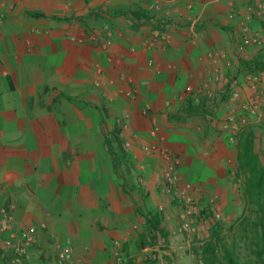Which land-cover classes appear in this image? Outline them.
Segmentation results:
<instances>
[{
  "label": "crops",
  "instance_id": "obj_1",
  "mask_svg": "<svg viewBox=\"0 0 264 264\" xmlns=\"http://www.w3.org/2000/svg\"><path fill=\"white\" fill-rule=\"evenodd\" d=\"M154 1L0 0V194L12 208L14 231L31 230L36 248L55 250L63 235L77 247L74 231L80 230L92 250V219L99 213L93 207L112 200L111 189L125 194L104 130L92 151L82 147L89 121L102 119L101 107L86 99L90 75L112 67L110 76L132 77L136 91L130 92L138 96L131 110L123 103L118 110L129 121H162L165 97L179 114L204 78L207 91L218 89L224 78L210 77L216 71L224 77L238 64L227 14L242 0H160L152 15ZM133 7L146 10L151 22L133 25ZM58 121L85 125L88 133L77 137L80 154L67 144L59 148Z\"/></svg>",
  "mask_w": 264,
  "mask_h": 264
},
{
  "label": "rangeland",
  "instance_id": "obj_2",
  "mask_svg": "<svg viewBox=\"0 0 264 264\" xmlns=\"http://www.w3.org/2000/svg\"><path fill=\"white\" fill-rule=\"evenodd\" d=\"M261 54H264V49L260 52L257 48L250 49L240 57L234 53L238 64L222 77L226 84L233 78L241 79L245 74L261 75V87L255 94L247 86L237 83L243 88L246 98L258 96L260 108L255 117L239 116V128L233 144L228 141L224 122L236 103L230 98L220 99L223 85L211 89L215 97L208 99L204 96L208 89L204 78L194 89L193 104L189 105L188 110L172 113L169 110L172 106H165V97L160 111L162 121H129L116 105L123 103L131 110L129 105L134 101V96H138L137 93L134 96L131 93L135 90L133 78L110 76L113 74L112 67H108L110 72L105 74L101 70V74L90 75L89 83L83 85L90 92L86 99L91 104L108 108L112 120L109 118L106 121L107 132L113 127L120 131L113 144L125 194L120 190L119 196L116 190L111 189L115 197L109 201L102 198L101 205L93 207L99 213L92 219L93 225L97 223L93 232L95 237L89 240L92 250L82 238L85 231L78 230L74 231L77 247L72 237L63 235L57 240L59 246L55 250H45L42 246L36 248L38 262L53 264L59 248L71 240L70 264H118V256L122 258L121 264H128L129 260L134 264H203L199 251L212 231L221 230L224 237L231 238L234 226L245 208L244 179L236 171L238 140L252 136L256 153L264 160V72L254 64L250 67L241 66L239 60L251 62ZM109 64L113 62L109 61ZM81 87L74 85L75 89ZM167 116L171 121H164ZM89 122L90 138L88 142L82 143V147L92 151L99 145L98 140L103 138L104 127L100 121ZM136 127H140V130ZM85 129L81 121H58L59 148L61 144L63 147L67 144L68 151L80 154L78 151L83 149L77 137L86 135L88 131ZM70 135L73 141L69 140ZM82 162L81 159H75L78 167H82ZM169 169L175 172L172 193L165 188V174ZM181 192L186 194V199H178L177 195ZM5 204L7 202L0 194V207ZM8 207L13 214L10 204ZM136 207L161 215L162 226L168 235L167 243L159 239L156 244L143 250L137 247L138 237L143 233L145 224L144 219L135 214ZM254 211L255 207L250 205L246 213L254 215ZM184 223H188L187 229ZM98 240L107 242L101 248ZM0 255H6L2 248Z\"/></svg>",
  "mask_w": 264,
  "mask_h": 264
},
{
  "label": "trees",
  "instance_id": "obj_3",
  "mask_svg": "<svg viewBox=\"0 0 264 264\" xmlns=\"http://www.w3.org/2000/svg\"><path fill=\"white\" fill-rule=\"evenodd\" d=\"M129 15L133 25L147 24L152 20V16L141 7H133ZM239 64L244 67H250L254 64L264 72V54L257 56L251 62L239 60ZM184 103L187 107H184L183 110L186 111L189 105L193 104V99L187 98ZM100 112L106 150L118 164L113 143L120 131L117 127H113L110 132H107L108 109L101 106ZM236 171L237 175L244 179L245 208L243 214L236 222L231 238L224 237L221 230L212 231L199 251V257L203 264H264V160L256 153L252 136L242 137L237 142ZM250 205L255 207L254 213L252 212L254 215L246 213ZM134 212L144 219L145 224L144 231L137 240V247L140 250L156 244L159 239L168 242V235L162 226V218L159 213L144 211L140 207H136ZM3 258L5 264H8L7 257L4 256ZM128 264L134 263L129 260Z\"/></svg>",
  "mask_w": 264,
  "mask_h": 264
},
{
  "label": "built area",
  "instance_id": "obj_4",
  "mask_svg": "<svg viewBox=\"0 0 264 264\" xmlns=\"http://www.w3.org/2000/svg\"><path fill=\"white\" fill-rule=\"evenodd\" d=\"M161 2L155 0L151 3L149 11L152 15L160 12ZM229 21V32L231 37V45L237 56H244L247 51L257 48L260 52L264 49V0H244L240 5L231 4L227 14ZM1 77V65H0ZM222 77L219 71L210 77L213 82L221 81ZM240 80V81H238ZM242 83L244 87H248L253 94L258 91L261 84V75L245 74L241 79L233 78L222 86L220 91V99L230 98L236 103V106L228 113L225 118L224 128L228 131L227 138L229 143L236 142V133L238 131V119L240 115L255 117L259 111L260 103L258 96L246 98L244 90L237 83ZM261 87V86H260ZM208 99H214V91H206L205 95ZM185 99V95L178 96V100ZM165 106H171V102L166 101ZM153 134V133H152ZM175 181V172L169 169L165 174V188L172 193L173 183ZM178 199H186V194L181 192L177 195ZM14 218L8 206L0 207V248L6 251V257L10 264H49L48 261L38 262V253L36 251L37 238L31 230L22 229L19 232L12 228ZM184 228L189 227L188 223H184ZM44 227V226H43ZM71 244L67 241L59 248L55 259L52 256L53 264H70L71 261ZM38 262V263H37ZM117 263H122V258L117 257Z\"/></svg>",
  "mask_w": 264,
  "mask_h": 264
}]
</instances>
